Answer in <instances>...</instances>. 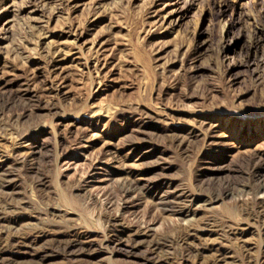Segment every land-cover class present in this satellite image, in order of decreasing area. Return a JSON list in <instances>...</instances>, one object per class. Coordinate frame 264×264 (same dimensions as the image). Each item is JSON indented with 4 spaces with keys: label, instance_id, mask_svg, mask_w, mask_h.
<instances>
[{
    "label": "rangeland",
    "instance_id": "rangeland-1",
    "mask_svg": "<svg viewBox=\"0 0 264 264\" xmlns=\"http://www.w3.org/2000/svg\"><path fill=\"white\" fill-rule=\"evenodd\" d=\"M263 191L264 0H0V264H264Z\"/></svg>",
    "mask_w": 264,
    "mask_h": 264
},
{
    "label": "bare ground",
    "instance_id": "bare-ground-1",
    "mask_svg": "<svg viewBox=\"0 0 264 264\" xmlns=\"http://www.w3.org/2000/svg\"><path fill=\"white\" fill-rule=\"evenodd\" d=\"M48 36V35H47ZM163 195V194H162ZM167 197V196H166ZM259 198H264V191L261 193V194H259V196H258ZM165 198V197H164ZM163 198V199H164ZM192 199V198H191ZM168 200V199H167ZM262 201H263V199H262ZM162 203V202H161ZM263 203V202H262ZM166 204V203H165ZM168 204V203H167ZM166 204V205H167ZM192 208V207H191ZM168 209V208H167ZM188 214V213H187Z\"/></svg>",
    "mask_w": 264,
    "mask_h": 264
}]
</instances>
